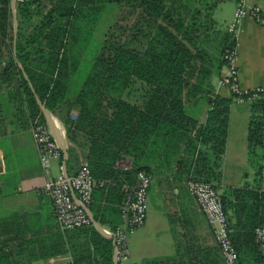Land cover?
<instances>
[{
	"label": "trees",
	"instance_id": "16d2710c",
	"mask_svg": "<svg viewBox=\"0 0 264 264\" xmlns=\"http://www.w3.org/2000/svg\"><path fill=\"white\" fill-rule=\"evenodd\" d=\"M222 1L15 0L14 39L11 0H0V92L25 126L44 122L37 95L49 111L64 113L68 140L84 138L93 177L106 181L94 190L98 202L89 205L96 221L112 224L109 210L121 216L124 180L134 184L138 170L149 173L147 161L170 163L177 158L187 180L209 182L220 193L239 264L253 258L264 264L255 234L264 227V87L238 92L228 86V96L215 89L212 78L221 77L227 66L225 53L235 51L234 34L215 28L213 15ZM112 6L118 7V17L94 42L103 13ZM211 38L216 41L213 48ZM79 70L83 77L77 81ZM136 83L143 93L139 101H130L125 95ZM236 99L247 106L252 177L231 186L222 184L221 167L230 106ZM72 110L75 118L70 117ZM125 158L132 159L131 170L116 167ZM100 197H106L105 204ZM68 231L88 234L95 264H112V240L91 221ZM66 252L57 229L48 240L0 242V264H31ZM72 257L77 263L74 253Z\"/></svg>",
	"mask_w": 264,
	"mask_h": 264
},
{
	"label": "crops",
	"instance_id": "0c3cea01",
	"mask_svg": "<svg viewBox=\"0 0 264 264\" xmlns=\"http://www.w3.org/2000/svg\"><path fill=\"white\" fill-rule=\"evenodd\" d=\"M233 2L225 28H228L233 19L236 8V3L234 0ZM246 2L264 7V0ZM219 6L215 11H221L223 6L220 8ZM234 38L233 64L236 87L240 92L264 87V26L245 18L234 32ZM225 71L226 67L221 72ZM217 87L218 93L223 96L229 95L227 86L219 84ZM1 94L2 92H0V242L6 240L14 242L21 238L48 240L59 228L52 202L45 193L44 183L48 178L56 176L60 170L66 175L74 174L80 161L86 158L88 146L83 137L79 138L78 143L68 140L62 121L64 113L61 111L53 113L47 109L55 122L56 138L51 131L50 133L61 151V156L58 159H50L48 172H45L40 164V154L33 141L30 126H25L23 121L19 120L13 104L8 103ZM239 106H245V110ZM71 112L70 117L75 118V110ZM43 115L48 126L47 118L44 113ZM204 116L202 111L199 115L200 121H203ZM247 122L246 102L235 100L230 106L221 167L223 185L239 186L252 177V170L248 167L245 174L241 173L243 168L248 166ZM153 159L146 162L150 166L149 173L152 176L146 218L144 223L129 235V259L121 264H143L149 260L166 258H173L170 261L172 264H226L204 215L188 191L189 180L185 167L176 164L177 158L170 163ZM228 162L240 169L230 172L226 178L225 168ZM124 182L129 180L125 179ZM72 196L77 200L74 193ZM93 196L94 206L98 202V193H93ZM99 202L101 205L105 204L106 197H100ZM111 206L116 207L117 204L113 203ZM87 213L93 226L103 236L111 239L113 244L111 226L122 224L120 214L109 210L107 219L113 220L110 224L107 221L103 223L96 221L89 207ZM61 233L66 241L67 252L39 258L31 264L96 263L97 258L92 255L87 233L79 234L77 231ZM72 253L75 254L77 263L73 262ZM50 259H53L52 263ZM112 264H115L114 245ZM249 264L257 263L253 258L249 260Z\"/></svg>",
	"mask_w": 264,
	"mask_h": 264
},
{
	"label": "built area",
	"instance_id": "2783aa9c",
	"mask_svg": "<svg viewBox=\"0 0 264 264\" xmlns=\"http://www.w3.org/2000/svg\"><path fill=\"white\" fill-rule=\"evenodd\" d=\"M234 1L236 8L232 22L228 26L229 32L234 34L239 23L245 18L264 26V7L248 4L246 0ZM224 58L227 61V66L221 83L240 92L236 87L233 64L234 52H226ZM236 101L240 102L242 99H236ZM30 130L40 154L41 167L45 172H48L50 159L60 158L61 151L45 122H33L30 125ZM132 165V159L130 158L122 159L116 163V167L123 171L131 170ZM151 181L152 176L150 173L138 170L134 184L124 182L122 185L123 201L120 212L123 222L113 230L116 264H121L129 259L128 237L145 221ZM105 184L106 181L96 180L93 177L86 158L80 161L74 174L66 175L60 170L56 176L45 181L44 190L52 202L56 223L61 232L90 224L87 209L92 202L94 190ZM187 187L204 215L225 263L239 264L238 254L230 237V229L223 210L220 193L209 182L201 180L191 179L188 181ZM72 193L76 195L77 200L73 198ZM255 234L259 249L264 253V227L256 228ZM50 262L52 263L53 259H50Z\"/></svg>",
	"mask_w": 264,
	"mask_h": 264
},
{
	"label": "rangeland",
	"instance_id": "374dc122",
	"mask_svg": "<svg viewBox=\"0 0 264 264\" xmlns=\"http://www.w3.org/2000/svg\"><path fill=\"white\" fill-rule=\"evenodd\" d=\"M223 4H226V5H223ZM233 0H225L223 2H221L219 5L220 6H223L221 11L220 10H216L214 12V19L218 22L217 25L215 26V28H225L227 27V24H228V16L230 14V11H231V6L233 8ZM219 6V8H220ZM118 7L117 6H112V7H109L104 13H103V18L101 20V22L99 23L98 25V30L97 32L95 33L94 37H93V41L94 42H98L100 41L101 39V35L102 33L105 31L106 27L108 24H110L112 21H114L118 16L117 14L119 13L118 11ZM14 28V27H13ZM215 39L214 38H211L209 40V46L211 48L214 47V45H216L215 43ZM95 45V44H94ZM93 47V43L87 48L88 50L89 49H92ZM78 75L76 76V80L79 81L81 79V77H83V73L82 71L79 70V72L77 73ZM224 73L221 72V77H213L212 78V82L213 84H215V89L217 87V85H223L221 83V78L223 76ZM224 86V85H223ZM218 88V87H217ZM143 93V89L142 87L136 83L135 85H133L126 93L125 97L126 99L130 100V101H139L140 99V95ZM192 101H190L189 104H191ZM234 107V105H232ZM240 107V106H239ZM240 108L244 109L245 110V106H241ZM247 167H244L242 172L241 173H246L248 170H247ZM249 168V167H248ZM240 168H235L234 167V164H232L231 162H228L227 165H226V168H225V174H226V178H228L227 176L229 175L230 172H233V171H238Z\"/></svg>",
	"mask_w": 264,
	"mask_h": 264
},
{
	"label": "water",
	"instance_id": "95a60500",
	"mask_svg": "<svg viewBox=\"0 0 264 264\" xmlns=\"http://www.w3.org/2000/svg\"><path fill=\"white\" fill-rule=\"evenodd\" d=\"M10 8L12 10V16H13L14 39H16V32H17V28H18V21H17V17H16L15 0H11V2H10ZM19 67L21 68V65H19ZM24 75H25V73H24ZM25 78L27 79L26 75H25ZM30 86H31L32 91H34L31 84H30ZM35 98H36V101L39 104L42 112L45 114V116L47 118V123H48V126L50 128L51 133L56 138V128H55L54 119L52 118V116L49 113V111L47 110V108H45L43 106V104L40 102V100L37 97V95H35ZM92 222L95 223L93 219H92ZM112 237H113V235H112ZM114 253H115V251H114ZM115 264H116V262H115Z\"/></svg>",
	"mask_w": 264,
	"mask_h": 264
}]
</instances>
